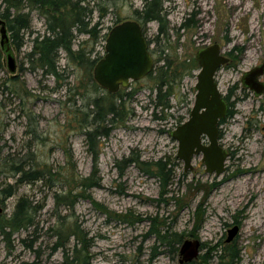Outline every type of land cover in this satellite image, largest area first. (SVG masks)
I'll list each match as a JSON object with an SVG mask.
<instances>
[{"label": "rangeland", "instance_id": "374dc122", "mask_svg": "<svg viewBox=\"0 0 264 264\" xmlns=\"http://www.w3.org/2000/svg\"><path fill=\"white\" fill-rule=\"evenodd\" d=\"M81 1L94 11V23L104 15L101 37L95 45L88 35L78 36L74 55L61 51L59 77L44 74L29 56L34 40L47 29L46 17L35 9L24 10L32 22L19 34L22 47L14 44L13 32L8 31L18 68L15 76L7 70L0 48L4 67L0 70V164L7 163L0 167V264H64L65 254L72 255L78 242L69 237L76 226L90 245L91 264H180L179 252L186 240L201 243L194 264H203L202 257L216 247L218 254L236 248L239 264H264V93L258 96L242 82L246 73L264 65V0H166L167 39L161 35L160 45L150 46L153 75L120 91L127 113L108 138H99L96 178L101 181L88 192L91 198L74 207L57 206L54 195L61 182L55 187L33 182L16 187L15 195L4 199L2 189L16 185L20 177L14 167L29 171L46 164L67 174L73 167L82 177L95 171L82 119L89 115L86 119L91 121L93 100L108 92L94 87L93 76L76 61L77 51L82 47L90 58H103L110 29L118 19L133 20L143 0ZM103 6L107 11H100ZM187 20L190 28L183 27ZM144 33L155 40L159 24L148 23ZM215 44L229 58V64L217 72L216 82L233 113L220 126V146L229 154L221 176L206 172L202 155L195 156L192 170L185 172L172 138L173 131L190 119L200 71L199 66L191 74H180L179 65L189 64L199 51ZM157 48L165 49V54L155 53ZM166 58L173 63L172 69H166L168 75L177 71L169 97L158 91ZM259 82L264 84V75ZM166 103L168 109L162 106ZM138 158L140 165L126 162ZM160 159L174 167L167 187L145 165ZM23 197L35 208V225L3 232ZM235 228L237 235L227 242ZM57 243H64L65 249ZM213 253L209 264H220Z\"/></svg>", "mask_w": 264, "mask_h": 264}, {"label": "trees", "instance_id": "16d2710c", "mask_svg": "<svg viewBox=\"0 0 264 264\" xmlns=\"http://www.w3.org/2000/svg\"><path fill=\"white\" fill-rule=\"evenodd\" d=\"M102 1V0H101ZM166 0H143V8L134 11L135 18L133 20L138 21L143 29L148 23L157 22L159 24V34L155 40H148L149 45H160V36L163 35L165 39L168 36V19L165 10ZM2 5L4 9L0 7V18L4 20L7 25L8 31L13 32L14 44L18 48L22 47L20 38V32L23 30H29L31 28V16L30 13H25L26 8H32L37 10L40 14L46 17L47 29L43 36L37 37L34 40L33 51L29 54L32 61L37 63V66L46 75H52L55 77L60 76L59 72V60L61 58L60 52L65 51L68 56L74 55L73 46L78 36L88 35L94 39L95 45L97 44L100 34L102 32V22L104 18L102 15L99 21L94 23L93 14L94 11L85 6L81 0H3ZM102 6V5H101ZM12 11L15 12V16L12 18ZM100 11H107L106 7H102ZM125 20L118 19L115 25ZM190 20H187L184 24V28H190ZM75 33L77 35H75ZM20 40V41H19ZM95 50H93L94 52ZM155 53H160L162 56L165 54V49L154 50ZM85 49L80 48L77 51L76 61L79 65H82L86 72L92 79V73L95 65L100 60L99 58H90L85 54ZM92 53V52H91ZM76 55V53H75ZM68 58V57H67ZM102 59V58H101ZM168 65L165 70L172 69L173 63L170 59L166 58ZM199 67L196 59H193L189 64L184 63L179 65L182 68L180 74L185 72L192 73ZM4 67L1 62L0 52V70ZM160 73L161 83L158 85L159 95L172 96L171 90V78L177 76V71L173 70L172 75H168V71ZM154 71L150 74L152 76ZM94 87L98 90L99 87L94 83ZM106 93V92H105ZM228 100L227 98L225 99ZM94 111L91 117V121L86 119L89 115L83 117L82 125H85L86 141L89 152L94 155V162L96 163L95 171L90 177H82L76 173V169L72 167L70 173H64L62 171H54L48 165L36 164L29 171L20 169V167H14L16 173L20 174V177L16 181V185H8L7 188L2 189L1 194L4 199L11 198L15 195L16 187H20L26 183L43 182L45 184L56 186L55 182H61V189L55 193L54 199L57 206L60 204L74 207L81 199H90L91 195L88 193L92 189L99 187L100 181L97 180L98 174V158L99 154L96 148L99 145V138H108L114 128V126L122 121V117L125 112V105L123 104V96L121 92L117 94H104L103 96L96 97L93 100ZM167 109L170 107L168 103L162 104ZM127 113V112H125ZM232 111H228V118L232 117ZM224 121L221 122L223 124ZM1 161V156H0ZM126 162L129 164H139V158L137 160L129 159ZM0 167H6V162L2 163ZM146 167L151 168L152 175H157L161 178L163 186L170 185V176L173 173V164L168 160L160 159L154 163L145 164ZM61 192V193H59ZM3 201V200H2ZM34 206L27 198H21L16 206V209L10 219L6 222L5 229H9L10 233H15L21 230L30 229L35 225ZM64 225V224H62ZM63 228V226H62ZM60 237L64 236L63 233H59ZM160 234V232H159ZM75 237L77 242L71 254H65L64 264H91V257L89 253L90 245L88 244L85 235H83L81 229L76 226L72 229L69 237ZM161 240H166L165 236L158 235ZM63 237H61L62 239ZM182 242V237L178 239V243ZM171 244V241H168ZM58 248L65 249L64 243H57ZM214 255L219 258L220 264H239L240 252L234 247H228L222 249V253L218 254V248H213ZM212 251L210 253H212ZM202 257L203 264H209L212 260V254ZM193 262L192 264H194Z\"/></svg>", "mask_w": 264, "mask_h": 264}, {"label": "water", "instance_id": "95a60500", "mask_svg": "<svg viewBox=\"0 0 264 264\" xmlns=\"http://www.w3.org/2000/svg\"><path fill=\"white\" fill-rule=\"evenodd\" d=\"M0 26V48L5 55L7 70L15 76L18 68L10 48L6 22L0 20ZM105 51V56L94 67L93 79L109 94H117L133 82L146 79L155 69L148 39L138 21L125 20L112 27L107 36ZM196 60L200 71L195 86V104L190 119L173 131L172 138L178 143L177 158L183 162L185 172L192 170L193 158L202 155L206 172L221 176L225 172L229 154L220 146V126L228 116L229 107L219 91L216 74L223 66L229 64V58L224 56L220 46L215 44L199 51ZM263 75L264 65L246 73L242 82L259 96L264 93V84L259 82ZM2 212L0 203V214ZM237 233L238 228L230 231L227 242H231ZM200 252V241H184L179 252V263H193L198 260Z\"/></svg>", "mask_w": 264, "mask_h": 264}, {"label": "bare ground", "instance_id": "6f19581e", "mask_svg": "<svg viewBox=\"0 0 264 264\" xmlns=\"http://www.w3.org/2000/svg\"><path fill=\"white\" fill-rule=\"evenodd\" d=\"M259 181H260V180H259ZM259 181H258V182H259ZM263 181H264V179H263ZM263 181H262V182H263ZM255 182H256V181H255ZM256 185H257V182L253 184V187L255 188ZM263 186H264V185H263Z\"/></svg>", "mask_w": 264, "mask_h": 264}, {"label": "flooded vegetation", "instance_id": "af4514ba", "mask_svg": "<svg viewBox=\"0 0 264 264\" xmlns=\"http://www.w3.org/2000/svg\"><path fill=\"white\" fill-rule=\"evenodd\" d=\"M192 264V263H191Z\"/></svg>", "mask_w": 264, "mask_h": 264}]
</instances>
